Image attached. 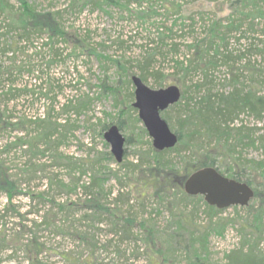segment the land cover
<instances>
[{"label": "rangeland", "instance_id": "rangeland-1", "mask_svg": "<svg viewBox=\"0 0 264 264\" xmlns=\"http://www.w3.org/2000/svg\"><path fill=\"white\" fill-rule=\"evenodd\" d=\"M10 1L17 4L15 0ZM29 1L41 11L58 9V21L64 28V36H58L55 47H59L61 54L57 61L47 63L51 55L49 45L44 44L48 40V34L35 31L29 38H20L15 31L8 29L7 20L0 16V49L1 46L8 45L16 48L14 52L0 51V92L9 85L14 88L35 89L15 96L10 102L1 95L0 107H7L5 109L17 115L23 114L22 112L32 115L43 113L51 103H55L59 121L68 120L70 123L59 150L71 155L72 159L110 151V145L100 130L101 122L111 123L118 118L122 119L121 131L125 136H130L131 140L125 143L124 155L120 161L113 155L112 158L100 160L99 165L105 174L102 173L105 181L101 188L104 194L101 203L109 208L110 214L96 212L93 211L94 208L90 210L84 206L83 200L92 192L86 194L81 185L90 179L92 170L81 172L80 167L58 162L57 167H46L43 171L20 172L18 167H22L21 163L25 158L19 156L18 152L6 155L7 164L12 168L9 171L14 179L22 183V190L49 191L55 203L46 202V209L49 208L50 213L55 214L56 220L47 226L39 225L35 231L36 227L30 225L27 219L35 217L29 211L41 206L42 202L22 193L8 199L0 191V207L4 203L9 206L7 216L0 218V228L5 226L7 230L5 245H8L0 250V264H23L29 258L27 255L33 258L34 255L23 247L24 243H30L28 238L31 233H36L44 245L43 252L38 256L39 261L44 264H164L158 254L152 255L147 250L143 240L144 231L139 224L143 221L145 224L149 223V228L162 244L161 249L166 250L165 240L170 233L175 232L174 209H191L193 205H197V201L187 203L186 207L183 203L174 207L172 195L160 198L138 179L131 183V188L126 184L125 175L132 172L120 163L136 160L139 155L136 150L146 149V140H151V136L142 132L141 126L144 127V123L138 118L137 108L132 106L134 94L132 97L127 95L128 91L134 90L131 75L141 73L137 59L141 57L145 43L152 49H158L156 59L157 62L161 60L159 65L167 73L166 77L159 84L158 80L148 74L143 81L151 87L176 84L181 91L179 99L183 90L187 97L198 96L205 89H196V84L204 79L202 71L195 68L186 72L184 77L182 71L172 73L175 69L172 67L174 61L171 57L182 60L183 65L188 66L189 57L202 53L201 49L198 53L195 51L200 46H207V39L213 37L209 54H213L215 49L230 51L228 65L220 61V53L217 54L216 65L209 68V75L213 79L209 84L214 85V90L230 89V81L237 78L245 83L251 82V78L264 79V56L259 51L264 50V0H117L118 4L98 0L99 5L77 4L74 3L75 0ZM217 20L215 28L211 29V24ZM230 23L240 24V27L228 28ZM160 37H163L165 44H160ZM226 39L228 43L225 48L222 43ZM76 44L79 46L73 52V45ZM173 44L175 46H171ZM81 46H86L83 51L79 49ZM20 65L21 71L14 69ZM126 66L130 68L128 74L125 72ZM12 67L13 70L9 73L8 69ZM237 72H241V76L236 77ZM250 73H253L251 78ZM49 84L52 89L48 94L54 96V99L43 94ZM110 86L117 88L110 90ZM80 96L90 99L88 106L81 112H63L60 109L67 99L71 98L76 102V98ZM127 103L131 108H128ZM179 110L178 105L169 106L162 111V115L168 113L175 123ZM240 119L249 133L253 136L260 135L258 127L261 123L255 117L241 114L235 123L240 122ZM172 128H175V124ZM8 135L9 132L3 133L1 141L4 142ZM238 149L244 158H264V147L259 141L256 146L247 145ZM171 155L176 161L180 160L174 153ZM43 161L46 160L42 159L41 162ZM219 166L221 169L226 167L225 163ZM54 172L58 174L57 178H62L70 186L76 183L74 188L65 190L53 186V189L47 190L45 175ZM134 176H137V170ZM144 177H149L148 173ZM255 177L252 185L261 191V195L252 197L245 205L223 207L217 213L208 227L203 249L200 243L196 245L201 257L198 260L200 263L223 264L226 253L242 245L244 249L255 245L256 251L264 254V178L260 175ZM27 180L31 187L25 186ZM92 189L96 191L95 187ZM117 194L118 198L115 200ZM199 205L198 213L194 214L195 220L204 225L208 223V217L202 212L204 205L200 203L197 206ZM126 217H134L136 220L128 226ZM116 219L119 221L114 225ZM23 225H27L25 229L28 233L18 232ZM79 232L85 233L86 237L82 239ZM186 235L184 232L183 236ZM191 258L193 257L185 259L183 251L170 256L172 264H189ZM169 260L165 264H170Z\"/></svg>", "mask_w": 264, "mask_h": 264}, {"label": "trees", "instance_id": "trees-1", "mask_svg": "<svg viewBox=\"0 0 264 264\" xmlns=\"http://www.w3.org/2000/svg\"><path fill=\"white\" fill-rule=\"evenodd\" d=\"M15 1L17 4L10 0H0V16H2L3 20H7L8 29L10 31H15L20 38H29L35 31L41 34H48V40L44 42L45 45H49V50L51 52L47 63L57 61V57L61 52L59 51V47H55V41L58 40V36H64V28L58 21V9L53 11H41L29 0ZM107 1L118 4L117 0ZM74 3L100 4L98 0H75ZM217 23L218 20L214 21L211 24V29L215 28ZM233 27L234 29H238L240 24L230 23L228 25V28ZM212 39L213 37L208 38V45L205 47L200 46V48L195 51V53H198L201 49V51H203L202 53H198V55L193 54L192 57H189L188 66H184L182 60L173 59V57H171L174 61L172 67L175 69L172 73H179L182 71V77H184L186 72L199 68L204 75V79L196 84V89L198 90H203L201 89L202 87L205 88L201 94L187 97L184 95L185 90H183L181 96L183 101H180V98L170 105H178L180 108V113L178 112L175 123L168 113L165 114L168 124L171 127L175 124V128L173 129L179 135L178 142L173 147L156 149L148 138L146 140L147 148L142 151L140 148L136 150L139 154L136 160L127 161V163L122 161L120 163L126 170L128 169L132 172L130 175L127 173L125 175L127 178L126 184L129 188L132 187L131 183L138 179L141 183L144 182L146 187H150L154 195L160 198L172 195L174 207H178L179 205L177 204L182 203L186 207L187 203H194L195 200L197 201V205L200 203L204 205L202 212L208 217V223L204 225L198 224L195 220L194 214L198 213L200 205H193V207L188 210L174 209L173 212H175L176 215L174 221L175 232L173 231L170 233L165 240L167 251L161 249L162 244L157 240L153 231L149 228V223L145 224V221H143L139 224L144 231L143 240H145L147 250H149L152 255H154L153 253L156 255L158 254L164 264L170 259L172 253H178L179 251L185 253V259L193 257L189 264H207L206 262L202 261V263H200L198 261L201 257L197 252L196 245L200 243V247L203 249V241H205V236L208 234V227L222 208L208 203L201 194H188L184 190L183 183L192 171L204 165H215L221 173L237 180L245 181L250 185L254 183L255 176L260 175L264 178V158L257 160L244 158L241 155V151L238 149V147L242 148L247 145L256 146L258 141L264 147V79H252L251 74L253 73H250L251 82L247 81L248 83H245L237 78L236 80L234 79V81L231 80L232 82L230 81L232 85L230 89L214 90V85L209 84L213 82L211 75H209V68L212 65H216L218 62L217 54L220 53L222 54L220 55V61L228 65L230 51L226 49L227 52H224L215 49L213 54H209L208 51L210 46H212ZM64 40L67 41L66 38ZM16 42H18V40H16ZM159 42L160 44H165L163 43V37H160ZM226 43H228L227 39L223 40L222 44H224L225 48ZM78 46L77 44L73 45V52H75ZM146 46L149 45L147 43L143 45L144 51L141 57L137 59V65L141 70L139 76L143 80H146V75L150 74L155 80H158L160 84L165 79L167 73L165 74L159 65L161 60L157 62L156 55L158 56V49H152L150 46ZM171 46H175V44ZM85 47L81 46L79 49L83 51ZM10 50L14 52L16 48L12 45H8L7 47L1 46L0 49V51L3 52H8ZM259 51L264 56V50ZM21 66L22 65L17 66L14 69L21 71ZM129 69V66L125 67V72H127V74ZM12 70L13 67L8 69L9 73H11ZM241 74V72H237L236 77L241 76ZM102 84L104 85V83ZM109 88L112 90L117 88V86H110ZM51 89L52 86L49 84V88H47L43 94L54 99V96L51 97L48 94L51 92ZM27 90L35 91L34 88H14V86L9 85L0 92V96L3 95L5 99L10 102L15 96L21 95L27 92ZM133 94L132 91H128L127 95L128 97H132ZM76 100L77 101L74 102L71 98L67 99V101L61 104L60 109L63 112L72 110L79 113L82 109L87 107L90 102V99L85 96H80L76 98ZM54 104L55 103H51L44 109L45 111L43 113L32 115H27V112H22L23 114L17 115L13 113V111L5 109L7 107H0V138H2L3 133L9 132L4 142L0 139V191L6 194L8 199L22 193L29 194L30 198L35 197L36 201L39 203L42 202L41 206H36L35 209L29 211L32 212L35 217L27 219L30 225L36 227L35 231L38 230L39 225L45 224L47 226L50 222L56 220L55 214L50 213L51 211H49V208L46 209V205L48 204L46 202L52 203L54 199L49 195V191L27 190V188L22 190V183L14 179L9 171L11 167L7 164L6 155L11 154V152H18L19 156L25 158L22 160V167H18L20 172H27L28 170L32 172L37 170L43 171L46 167H57L58 162H63V164L67 166L80 167L81 172L92 170L90 179L84 181L85 183L81 185L86 194L92 192L90 196L85 197L83 200L84 206L90 210L94 208L95 210L93 211L96 212L102 211L110 214L109 208L104 207L101 203V198L104 196V194H102L103 189L101 188H103L105 174L99 164H101L100 160L102 158H112V153L110 151H102L95 156H89V154H87L83 158L72 159L71 155L69 156L61 152L59 150V145L64 140L66 129H68L70 123L68 120L67 122L59 121L58 110L56 111ZM127 106L131 108L128 103ZM241 114L253 116L261 123L258 127L259 130H261L260 135L253 136L249 133L246 129V125L241 119L240 122L235 123V120H237ZM135 119L138 120L137 117H135ZM113 122H116L120 129L123 128L122 119L118 118ZM100 124V130L103 132L110 123L101 122ZM141 130L148 136L145 127L141 126ZM12 132L14 133L12 134ZM130 140V136L126 137V142L129 143ZM203 142L205 143L204 145L202 144ZM186 150L189 152H184ZM171 153H174L176 155L175 157L178 156L180 160L176 161ZM42 159L46 161L41 162ZM47 160H49V163ZM37 162L40 163L36 165ZM224 163L226 167L225 169H221L219 165ZM136 170L137 176L135 177L134 172ZM140 173L143 176L140 175ZM147 173L149 177H144ZM57 175L56 172L45 175L47 190L53 189V186L65 190H72L74 188L76 183L70 186V184L64 182L62 178H57ZM24 184L27 187L30 186L28 180ZM93 187L96 188V191L92 189ZM253 188V197L261 195V191L257 190L255 186H253ZM118 194L115 195V200L118 198ZM8 209V205H5V203L2 204L0 207V218L7 216ZM20 215L23 216V214ZM135 220L134 217L125 218L128 226H131ZM118 221L119 219H116V222L113 224H117ZM3 225L4 224L1 226L3 227ZM26 226L23 225L22 229L20 228L18 232L22 234L28 233L25 229ZM29 230H31V227H29ZM114 230L116 231V229ZM6 231L5 226L0 228V250L8 246L5 245L7 244L5 236L7 234H5ZM184 232L187 233L185 237L183 236ZM17 236L20 237L19 235ZM79 236L82 239L86 237L85 233L82 232H79ZM38 237L36 233H31L30 238H28L30 243H24L23 247L28 250L29 254L34 255L33 258L35 259L27 255L30 259L28 258L27 262L23 264H44L38 259L39 254L43 252L44 248L42 241H39ZM40 244L42 246H40ZM243 246L244 245L227 252L226 261L223 264H264V254L257 252L255 245L250 246L248 249H244ZM16 248H18V246ZM167 252H169L170 256ZM169 263L172 264V259L169 260Z\"/></svg>", "mask_w": 264, "mask_h": 264}, {"label": "water", "instance_id": "water-1", "mask_svg": "<svg viewBox=\"0 0 264 264\" xmlns=\"http://www.w3.org/2000/svg\"><path fill=\"white\" fill-rule=\"evenodd\" d=\"M131 80L135 99L132 104L151 136L153 147L163 149L174 145L177 133L171 130L160 110L179 99L180 88L176 84L154 88L136 74L131 75ZM104 137L110 143L116 160L120 161L123 158L125 137L119 127L116 124L108 126ZM183 188L188 194L203 195L208 203L219 208L233 204L245 205L254 195L250 184L221 173L215 166H204L192 171L186 177Z\"/></svg>", "mask_w": 264, "mask_h": 264}, {"label": "bare ground", "instance_id": "bare-ground-1", "mask_svg": "<svg viewBox=\"0 0 264 264\" xmlns=\"http://www.w3.org/2000/svg\"><path fill=\"white\" fill-rule=\"evenodd\" d=\"M154 88H158V87H154ZM133 93H134V91H133ZM135 100V99H134ZM133 100V101H134ZM179 100V99H178ZM177 100V101H178ZM133 101H132V103H133ZM171 104H173V103H171ZM171 104H169L167 107H165L164 109H162V110H160V114H161V116L167 121V119H166V117L164 116V115H162V111L163 110H165L166 108H168ZM132 106H133V104H132ZM138 111V110H137ZM138 118L140 119V117H139V115H138ZM167 123H168V121H167ZM112 124H116L117 126H118V124L116 123V122H111L108 126H110V125H112ZM170 126V125H169ZM119 127V126H118ZM145 127V126H144ZM108 128V127H107ZM106 128V129H107ZM170 128H171V130H173L174 132H176L171 126H170ZM105 129V130H106ZM120 129V128H119ZM104 130V131H105ZM147 130V129H146ZM104 131H103V137H104ZM120 131H121V129H120ZM122 132V131H121ZM148 132V131H147ZM177 133V132H176ZM123 134V133H122ZM124 135V134H123ZM149 135V134H148ZM150 136V135H149ZM124 137H125V141H124V144H123V148H124V150H123V155H124V151H125V143H127L126 142V137L127 136H125L124 135ZM104 139H105V137H104ZM178 139H179V135H178V133H177V140H176V142H175V144L178 142ZM106 140V139H105ZM106 142H108L107 140H106ZM151 142H152V139H151ZM109 143V142H108ZM174 144V145H175ZM109 145H110V143H109ZM174 145H172V146H170V147H173ZM168 148V147H167ZM110 152H111V145H110ZM112 153V152H111ZM112 155L114 156V154L112 153ZM123 155H122V157H123ZM115 157V156H114ZM116 159V158H115ZM204 166H215V165H204ZM204 166H201V167H204Z\"/></svg>", "mask_w": 264, "mask_h": 264}]
</instances>
